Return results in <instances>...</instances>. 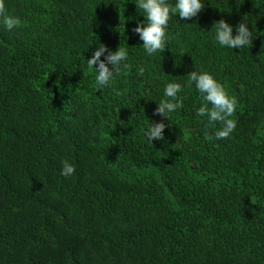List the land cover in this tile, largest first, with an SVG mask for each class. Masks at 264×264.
I'll list each match as a JSON object with an SVG mask.
<instances>
[{
    "label": "trees",
    "instance_id": "obj_1",
    "mask_svg": "<svg viewBox=\"0 0 264 264\" xmlns=\"http://www.w3.org/2000/svg\"><path fill=\"white\" fill-rule=\"evenodd\" d=\"M137 2L4 0L21 23L0 18V264H264V0H202L151 56ZM220 19L233 36L246 23L251 47L221 46ZM100 44L128 53L102 89ZM193 70L237 98L226 139L204 138L221 125L197 115ZM171 82L183 107L167 120L153 112Z\"/></svg>",
    "mask_w": 264,
    "mask_h": 264
},
{
    "label": "clouds",
    "instance_id": "obj_2",
    "mask_svg": "<svg viewBox=\"0 0 264 264\" xmlns=\"http://www.w3.org/2000/svg\"><path fill=\"white\" fill-rule=\"evenodd\" d=\"M204 3L202 0H175L174 5L167 3V0H138L136 8L143 11L145 20L138 22L132 32L139 35L143 42L146 53L151 56L156 52L162 53L167 47L166 28L172 15H179L181 20H189L196 17L202 11ZM0 18L7 29L11 30L14 26H19L21 21L17 17L7 15L4 0H0ZM215 29V40L221 45L232 49L242 47H251L252 31L249 30L246 23H239L236 26V34L233 36V28L224 19L213 22ZM212 27V28H213ZM107 53V55H104ZM104 59L101 60V56ZM127 51L124 47H118L117 50L111 51L105 45L100 44L93 52L90 59H87L89 69H95L96 85L102 89L110 85L115 74L121 70V62L127 59ZM110 65V67H109ZM95 66V67H94ZM127 68L128 65L124 64ZM139 74L143 76L144 70L140 69ZM189 85L193 82L195 87L203 94L204 103L197 109V115L207 117V126L215 128L217 122L221 127L213 133L207 130L204 138L207 141L213 139H226L235 129L236 121L231 119L237 108V98L230 96L224 85L219 83L207 71H191L187 74ZM183 89L179 83H168L164 89V94L168 99H163L157 104L153 115H159L168 120L169 113L182 108L183 101L178 97V93ZM119 94V93H117ZM208 105H211L209 107ZM149 121V120H148ZM167 125L161 120L160 122L149 121V127L144 132L147 140L159 141L164 139V129ZM75 172V166L68 160L62 161L61 175L68 177Z\"/></svg>",
    "mask_w": 264,
    "mask_h": 264
}]
</instances>
